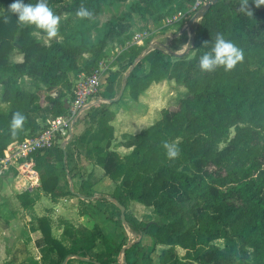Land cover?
Instances as JSON below:
<instances>
[{
	"label": "trees",
	"instance_id": "obj_1",
	"mask_svg": "<svg viewBox=\"0 0 264 264\" xmlns=\"http://www.w3.org/2000/svg\"><path fill=\"white\" fill-rule=\"evenodd\" d=\"M196 1L47 0L60 17L62 35L45 41L34 33L43 37L46 33L17 22L8 10L13 0H0V159L8 144L35 136L47 118L66 112L64 99L72 87L69 75L96 70L109 42L120 46L116 60L125 63L123 70L140 65L144 47L130 42L136 31H145L147 18L159 23L178 12L188 14ZM240 3L218 0L208 9L200 7L199 15H204L193 22L198 31L187 53L178 57L154 47L147 71L142 75L135 74L134 67L130 71L125 88L135 101L151 86L166 82L185 90L176 109H161L159 119L122 141L130 153L110 150L115 141V102L90 115L89 130L95 138L89 144L74 138L64 148L54 143L32 153L40 193L55 203L67 196L78 197L79 203L93 200L89 178L80 182L77 193L59 187L61 180L76 176L75 161L82 156L113 182L110 193L97 201L110 199L125 209L122 221L113 204L117 217L110 214L107 219L115 228L124 225L135 234L149 235L155 246L162 247L158 264H264V5L257 7L248 0L251 14H245L239 10ZM120 5L119 14L98 26L100 14ZM80 7L92 15L78 17ZM61 17L64 24L76 22L66 28ZM91 29L96 33L93 40L87 35ZM218 33L240 47L244 58L228 71L221 66L201 72L198 58L210 50ZM14 53L21 58L13 61ZM85 54L88 58L79 63ZM23 78L30 80V86L21 85ZM113 81L111 76L109 85ZM15 112L25 120L13 135L10 125ZM36 118L41 121L35 123ZM165 142L178 147L176 157L167 156ZM16 198L23 210L32 209L37 201L29 190ZM132 203L148 213L137 217L130 211ZM95 206L100 210L101 205ZM36 221L41 238L35 244L48 264H62L67 258L66 264L72 260L118 264L120 253L122 264H153L140 241L123 249L97 224L64 228L56 238L50 217ZM217 241L223 246H217ZM177 248L184 254L178 255Z\"/></svg>",
	"mask_w": 264,
	"mask_h": 264
},
{
	"label": "rangeland",
	"instance_id": "obj_2",
	"mask_svg": "<svg viewBox=\"0 0 264 264\" xmlns=\"http://www.w3.org/2000/svg\"><path fill=\"white\" fill-rule=\"evenodd\" d=\"M66 1H71V0H66ZM122 9H123V5L122 6L120 5L118 9L108 8L107 10H105L104 13L100 14L97 18L99 21L98 26H101L102 23H104L112 16L119 14V11H121ZM62 18L63 17H61L62 25H64V27L66 28H70L76 22V20H73V22H65L64 24ZM65 19L66 18H64V20ZM147 21H148V25L145 31L147 34L149 33L150 35L148 36V39L145 41V46L149 47L151 45L150 39L153 36L159 37L160 35H162L165 29L163 27L165 23L164 20H161L159 23H153L149 18H147ZM137 26L139 27L140 24L138 23L136 27ZM136 27L134 26V30H136ZM176 28L177 27H175L174 29ZM66 30L67 32H70V30L68 29ZM188 30H189L188 36L191 41L197 35L198 27L196 26V28L193 29L188 28ZM142 32L143 31H136L135 35H140ZM34 34L39 38L41 37V39L42 40L44 39L45 41L50 39L47 35L43 37L38 33H34ZM61 35L62 33L59 32V27H58V33L56 37L61 39ZM87 35L91 40H93L96 33L94 29H91L88 31ZM183 40H184L183 36H180L178 39L172 42L179 44L183 42ZM162 44L163 41L161 42V45L159 42L157 47L160 48L166 47L169 49L170 52L173 49H175L174 48L175 45L172 46L173 44H171V42L165 46H163ZM170 47L172 49H170ZM120 49L121 48L117 42H109L105 49L106 56L103 59V67L105 66L107 69H109L108 72L115 79V84H114L115 90L113 92H110L109 95L111 96V99H116L120 96V90L123 84V78L125 75L127 76L129 75L133 67L135 74L141 75L145 71V69L143 68L141 69V66H144L143 64L140 65L133 64L128 69L126 70L124 69L125 70L124 71L122 67L123 65H125V63L123 61L116 60L117 56L120 53ZM188 51L189 49L187 50V52ZM20 58L21 56L17 53H14L12 56L13 61L19 60ZM87 58H88L87 54L83 55L79 59V63H82ZM115 72H117V74H114ZM19 82L23 86H30V80L26 78L19 80ZM164 85L160 84L156 86L155 85L151 86L150 89L147 90L136 101L131 99V97L129 96L128 89L127 88L124 89L123 94L120 96L118 101L115 102V105L112 107L117 112V115L113 122L116 131L115 140L117 142L123 141L129 134L134 133L135 131H138L140 129H143L149 126L150 124H152L153 122H155L160 117L161 109L163 108H167L169 110L176 109L177 101L185 93V90L174 83L166 82L164 83ZM40 121L41 118L35 119V123L37 122L39 123ZM85 161L86 160L82 156L78 161H75L77 163V167L80 164L79 165L80 168H78L80 170L78 169L76 170V176H74L73 178L75 179V185H78L80 183V180L89 173V170L87 169L83 171V175L81 174V167H84ZM24 166L20 167L19 169V172H21V174L23 175L24 172L27 171V169H29L26 165ZM7 172L14 173L18 171L14 168H10L8 169ZM1 175L2 173H0V191L4 190V185H5V183L3 182L4 180L1 179L5 177V175L3 176ZM23 190L20 188V191ZM109 191H110L109 189L103 190L102 195L108 194ZM32 195L37 198V201L34 207L30 210H23L16 196L15 198L17 200L12 197L11 202H9V200L8 203L5 201L0 202V221H2V224L4 223L9 228L13 229V236L10 237L4 236L5 239L3 238L0 239V264H48L47 259L43 260L41 258V253L35 244L37 240L41 238L36 221L38 217L47 215L48 217L51 218L52 235L56 238H60L62 236V231L64 230V228L67 227L84 228L82 224L78 223L76 212L72 211V209H74V204L72 202L67 203V202H63L62 201L63 199H59L55 203L52 202L51 199L46 196H43L45 198L42 200L38 191H35ZM13 205L15 208L13 207ZM104 207L105 205H102L101 208ZM56 209L57 210L59 209L60 214L57 213L58 211ZM108 209L109 208H107L106 210L104 209V211L108 213L109 212ZM130 211L134 213L137 217H141L142 215L148 213L149 210L139 206L136 203H133L130 207ZM105 212H97L95 221L96 222L106 221ZM111 215H113L115 218L117 217L115 212L111 213ZM117 231L121 232V228H118ZM7 234L8 232H6V235ZM30 234L31 236H28ZM124 239H125L124 241H126L127 237ZM132 240L135 241L134 238ZM21 242H23V244ZM215 244L219 247L223 246L222 241H217L215 242ZM145 247H146V253L152 259V262L158 264V254L161 248L157 247V250H155L154 246L147 247L145 245ZM145 247L142 246V249H145ZM177 253L178 255L181 256L184 254V250L177 248ZM71 264H79V263L76 260H72Z\"/></svg>",
	"mask_w": 264,
	"mask_h": 264
},
{
	"label": "built area",
	"instance_id": "obj_3",
	"mask_svg": "<svg viewBox=\"0 0 264 264\" xmlns=\"http://www.w3.org/2000/svg\"><path fill=\"white\" fill-rule=\"evenodd\" d=\"M209 0H197L190 13L178 12L172 16L165 18L163 25L165 35L170 42L175 41L187 31L189 22L194 17L195 22L201 20L199 15L200 7L206 5ZM180 25V27H179ZM177 26L178 28L167 31L169 27ZM150 34L143 31L140 35H135L130 42L137 46L153 50L154 47L161 43L162 38L152 37L150 39L151 45L145 46V41ZM168 52V48H163ZM135 65V64H134ZM105 66L103 67V60L99 63L96 70L89 74L81 73L74 77L70 93L64 99V108L66 112L54 118H47L44 127L38 130L35 136L27 137L19 142H11L4 151V157L1 158V165L3 167L15 166L21 167L26 165L30 167V174L36 175L33 169V163L30 155L38 150L49 148L54 143L60 144L63 148L77 136L80 124L86 121L89 113L108 102V86L111 74ZM112 70V69H110ZM2 173V170L0 171ZM117 263H123L122 253L117 256Z\"/></svg>",
	"mask_w": 264,
	"mask_h": 264
},
{
	"label": "crops",
	"instance_id": "obj_4",
	"mask_svg": "<svg viewBox=\"0 0 264 264\" xmlns=\"http://www.w3.org/2000/svg\"><path fill=\"white\" fill-rule=\"evenodd\" d=\"M175 27H177V26L169 27L167 31L168 32L172 31V30H174ZM192 28L193 27H191V29ZM188 35H189V30L184 31L183 35H182L184 38L183 42H181L179 44L171 42V44H173L172 46L175 45V47H174L175 49H173L171 51L174 55L185 54V53H187V50L192 46L193 39L190 41ZM160 36L162 38L161 42L163 41V44H162L163 46L170 43V41L168 40L164 31H163L162 35H160ZM160 36H159V38H160ZM153 37H156V36H153ZM186 44L189 46H187ZM160 45H161V43H160ZM170 49H172V48L170 47ZM151 56H152V51L149 49L146 50V48H144V51L142 52V58H141V64L144 65V66H141V69L142 68L145 69L143 74L147 71V69L149 67V62H150ZM69 79H70V81H72L74 79V76L69 75ZM123 81H124V78H123ZM114 84H115V79H114L113 83L108 86V93H109L108 96L110 95V92H113L115 90ZM110 100H112V99H110ZM110 100H108V102L106 104H109ZM94 111H92L91 113L88 114V116L86 117L87 120L84 121L82 124H80V126L78 128L77 136L75 138H80V141L83 144H89L95 138V134L89 130L90 127L93 126L92 119H91L90 115ZM115 133H116V131L114 132V135H115ZM121 143H122V141L117 142L115 140L112 143L110 150H114L121 155H126V154L130 153L131 149L123 147L121 145ZM79 165H78V168H80ZM10 168H14L18 172L20 169V167L16 168L15 166H11V165L8 167H3L1 165V159H0V171L2 170L1 176L5 175V177L1 178L4 180L3 182L5 183V185H4V190L0 191V202L5 201L8 203V200H9V202H11L12 197L15 198V196L17 194H20L21 192H23L25 190H29L31 192V194H33L35 191H38L39 195L41 196V199L43 200L45 198V197H43V195L40 193V191L38 189L39 184H38L37 174L35 173L36 175H32L29 173L30 167H29V169H27V171L24 172V175L21 174V172H19V173L18 172H14V173L7 172L8 169H10ZM87 169L89 170V173L85 177H83L80 180V182L82 180L89 178L90 182L92 183L90 194L92 195L93 200L79 203L78 197H76V196H74V197L67 196V197L61 198V199H63L62 200L63 202H67V203L72 202L74 204V209H72V211L76 212L78 223L82 224L85 228H91L94 224H97L105 236L112 238L117 244L123 245V249L129 247L134 242L132 240L134 238L135 241H140L141 247L142 246L145 247V245L147 247L154 246L155 250H157V247L159 248L160 246H155L152 238L147 234H141V235L135 234L134 232H132L129 228L125 227L124 225L121 227H118V228H121V232H118L117 231L118 228H115L114 223L111 222L109 219H107V217H106V221H101V222L95 221L96 216H97V212H105L104 209L106 210L107 208H109L108 209L109 212L108 213L105 212V215H110L111 213L115 212V208H114L113 204L114 205H116V204L112 200L108 199V202H105V203L103 202L104 204L97 201L98 197L100 195H102L103 190L109 189L111 191V189L113 188V182L105 175V173L101 167L85 161L84 167H81V174L83 175V171L87 170ZM78 170H80V169H78ZM31 171L34 172L33 169H31ZM21 183H22V185H21ZM79 185H80V183L78 185H75V179L72 178V179L61 180L59 187L61 189L68 188L69 190H72L73 192L77 193ZM23 186H25V187H23ZM20 188L22 190L23 189L24 190L20 191ZM110 191H109V193H110ZM108 194H106V195H108ZM95 205H101L99 207H102V205H105V207L100 208L102 210H99ZM13 207H14V205H13ZM57 211H58L57 213L60 214L59 209ZM109 221H110V223H109ZM6 232H8L7 235H6ZM0 235H1L0 239H2V238L5 239L4 236H9V237L13 236V229L9 228L4 223L2 224V221H0ZM28 236H31V234ZM126 237H127V239H126V241H124L125 240L124 238H126ZM21 243L23 244V242H21ZM160 248L162 249V247H160ZM143 251L148 256V254L146 253V247H145V249H143ZM138 264H142V263L138 262ZM153 264H155V263H153Z\"/></svg>",
	"mask_w": 264,
	"mask_h": 264
},
{
	"label": "clouds",
	"instance_id": "obj_5",
	"mask_svg": "<svg viewBox=\"0 0 264 264\" xmlns=\"http://www.w3.org/2000/svg\"><path fill=\"white\" fill-rule=\"evenodd\" d=\"M254 3L259 7L264 5V0H254ZM8 10L15 15L18 23L35 26L36 29L46 33L49 38L57 36L60 17L48 6L47 0H36L35 3L13 0ZM239 10L245 14H251L248 10V0H241ZM76 15L86 18L90 17L92 13L84 7H80ZM243 58V50L232 40L226 39L223 34L218 33L210 50L199 56L198 65L201 72H212L221 66L225 71H228L242 61ZM24 120L25 116L22 113H13L10 125L13 135L16 134L18 129L22 128ZM164 148L169 158H174L179 154V149L174 143L165 142Z\"/></svg>",
	"mask_w": 264,
	"mask_h": 264
},
{
	"label": "water",
	"instance_id": "obj_6",
	"mask_svg": "<svg viewBox=\"0 0 264 264\" xmlns=\"http://www.w3.org/2000/svg\"><path fill=\"white\" fill-rule=\"evenodd\" d=\"M217 1H218V0H211V1H208V3L205 5V6H206V9H208L209 6H210L211 4H214V3H216ZM203 15H204V13H202L201 16H203ZM194 20H195V18L193 17V18L191 19L190 23H189V26L193 24ZM183 55H184V54H181V55H175V56L181 57V56H183ZM126 79H127V75L124 77V81H123V84H122V86H121V90H120V96H121V95L123 94V92H124V89H125V81H126ZM120 96H119L118 98H116V99H112V100H110L109 102H110V103L117 102L118 99L120 98ZM115 204L117 205V207H118L119 210H120V217H121V220L124 221V214H125V209H124V207L118 205L117 203H115ZM67 259H68V258H67ZM67 259H65V260L63 261L62 264H66Z\"/></svg>",
	"mask_w": 264,
	"mask_h": 264
}]
</instances>
